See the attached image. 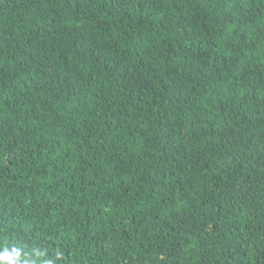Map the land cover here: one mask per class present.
<instances>
[{
    "label": "trees",
    "instance_id": "obj_1",
    "mask_svg": "<svg viewBox=\"0 0 264 264\" xmlns=\"http://www.w3.org/2000/svg\"><path fill=\"white\" fill-rule=\"evenodd\" d=\"M14 246L20 264H264V0H0Z\"/></svg>",
    "mask_w": 264,
    "mask_h": 264
},
{
    "label": "clouds",
    "instance_id": "obj_2",
    "mask_svg": "<svg viewBox=\"0 0 264 264\" xmlns=\"http://www.w3.org/2000/svg\"><path fill=\"white\" fill-rule=\"evenodd\" d=\"M10 249L11 251H9L8 247H4L3 250L0 251V264H20V248L14 246ZM33 255L36 257H41L44 255V253L37 250ZM55 257L56 260H61L63 259V253L57 250ZM33 264H37V262L33 261ZM44 264H55V261L53 259H47L44 261Z\"/></svg>",
    "mask_w": 264,
    "mask_h": 264
}]
</instances>
